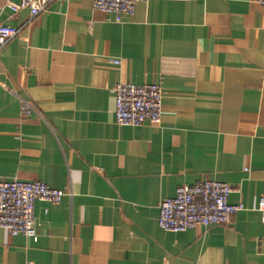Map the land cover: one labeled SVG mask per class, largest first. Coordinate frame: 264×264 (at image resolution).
Listing matches in <instances>:
<instances>
[{"label": "crops", "instance_id": "crops-1", "mask_svg": "<svg viewBox=\"0 0 264 264\" xmlns=\"http://www.w3.org/2000/svg\"><path fill=\"white\" fill-rule=\"evenodd\" d=\"M8 1L20 0H0L18 28L0 50V181L66 194L35 200L36 239L0 228V264H263L264 0H147L122 22L92 0L33 18ZM118 83L159 85L160 123L115 124ZM204 179L244 209L159 228L158 204Z\"/></svg>", "mask_w": 264, "mask_h": 264}, {"label": "built area", "instance_id": "built-area-1", "mask_svg": "<svg viewBox=\"0 0 264 264\" xmlns=\"http://www.w3.org/2000/svg\"><path fill=\"white\" fill-rule=\"evenodd\" d=\"M53 0H20L8 6L13 12L22 9L29 11L30 18L46 10ZM147 0H92L95 11L112 14L116 22H122L133 14L137 2ZM18 28L0 22V50L16 36ZM113 64H119L112 59ZM114 91V122L119 126L158 125L161 119L162 88L154 83L133 85L118 83ZM23 110H31L21 102ZM233 189L226 183L204 179L193 185L179 186L173 197L163 199L158 204L157 224L167 232H184L196 227L225 225L231 217L244 209L242 204L233 205L228 197ZM66 192L50 188L39 180L0 181V228L6 229L11 236L23 235L36 239L37 231L34 220V202L42 200L48 205L60 203ZM257 210L264 223V196L259 198ZM261 252L264 264V237Z\"/></svg>", "mask_w": 264, "mask_h": 264}]
</instances>
